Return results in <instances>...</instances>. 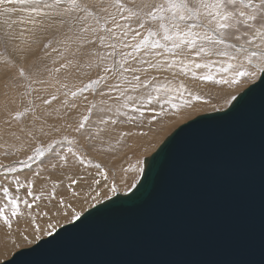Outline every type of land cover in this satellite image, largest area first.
I'll return each instance as SVG.
<instances>
[{
	"label": "snow or ice",
	"instance_id": "snow-or-ice-1",
	"mask_svg": "<svg viewBox=\"0 0 264 264\" xmlns=\"http://www.w3.org/2000/svg\"><path fill=\"white\" fill-rule=\"evenodd\" d=\"M0 18V45L5 54L9 45L15 53L6 61L16 72L5 88L23 89L20 107L9 109L15 98L0 107V147L12 141L25 153L9 159L15 153L5 150L9 162H0V225L8 232L22 217L40 231L37 220L44 216L51 230L45 235L52 236V219L86 220L92 213L85 216L83 202L116 196L118 175L123 181L136 173L128 190L135 188L144 161L123 167L116 145L131 148L127 138L148 136L154 122L204 99L182 77L221 90L246 89L241 99L264 89V0H0ZM49 31L57 35L44 42L38 34ZM73 75L79 83L70 85ZM228 94L229 103L236 99ZM81 103L86 114L77 120L72 114ZM117 125L129 127L114 136ZM174 139L148 161L138 191L147 189ZM91 152L114 154L116 163L95 162ZM38 161L39 171L32 167Z\"/></svg>",
	"mask_w": 264,
	"mask_h": 264
},
{
	"label": "water",
	"instance_id": "water-1",
	"mask_svg": "<svg viewBox=\"0 0 264 264\" xmlns=\"http://www.w3.org/2000/svg\"><path fill=\"white\" fill-rule=\"evenodd\" d=\"M242 95L177 129L146 190L148 166L131 193L1 264H264V89Z\"/></svg>",
	"mask_w": 264,
	"mask_h": 264
},
{
	"label": "bare ground",
	"instance_id": "bare-ground-1",
	"mask_svg": "<svg viewBox=\"0 0 264 264\" xmlns=\"http://www.w3.org/2000/svg\"><path fill=\"white\" fill-rule=\"evenodd\" d=\"M18 16H19V14H13L12 19H17ZM0 19H2V18H0ZM15 27H17V30H19V28L22 26L17 25ZM2 31H3V27H2V25H0L1 34H2ZM6 54H8L7 55L8 57L4 58V60H3L4 56H2V54H0V78H2L3 75H5V76H7L8 74L15 75V72H16L14 67L12 70L10 69V71H8V69L6 70L4 68V65H3V61H4V64L7 68V64L5 63V61L6 60H12L15 58V53L12 51L11 45L8 46V52ZM17 62H19V61L17 60ZM28 64H29V62L26 61L25 62L26 68L28 67ZM90 75L94 78L96 75V71L93 70L90 73ZM64 76H65V73L62 72L60 74V79L63 80ZM87 78H88L87 76L84 77L85 80H87ZM5 81H6V79H5ZM185 81H187V82H185V84L188 83V80H185ZM67 82L70 85L73 83H79V77L77 75L69 76ZM192 83H193V80H192ZM188 84H186V85L188 86ZM202 86H204V85H202ZM208 87H206L208 89H206L204 92H199L200 90L198 91V93L204 97V99L202 100L203 107H198V108L195 107L196 109L193 107L194 108V110L192 109L193 111H186V112L181 109L183 112H179V114L174 116V117H165L163 121L158 120V121L154 122L151 125V131H148V128L142 129V131H148V136L143 137V136L137 135V136L126 139V144L130 145L131 148L124 147L122 145H116L117 153H115V155L120 156L119 163L122 164L123 167L127 168L129 162L132 164H136L137 159H140V160L144 161L142 166H143L144 170H146L147 166H148V161L152 157V155L154 153H156V151L163 145V143L173 133H175L177 131V129H179L182 125L188 123L189 121H192L201 115H205L206 113L210 114L212 112L215 113L216 111L221 112L220 110L225 109L224 103L230 97V95L228 93L236 94L238 92V91L232 90V89L231 90H228V89L220 90V89L210 88V86H208ZM197 88H198V85H197L196 89ZM12 91H14V90L12 89ZM52 91H54V88L48 89V92H52ZM4 93H5V89L3 88L2 84L0 83V107H2V105L4 103H7L8 100H10L12 98H15L16 100L19 98L18 96L16 97V95L11 94V93H8V97L6 98ZM186 94L187 93H185V95ZM45 95H46V93H45ZM90 99H91V97H90ZM97 99H99V98H97ZM57 103L58 102H56V101L53 102L54 105H56ZM203 103L206 106H204ZM200 104H201V102H200ZM214 104H217L223 108L222 109H216L215 108L216 110H212V109H214ZM19 105L21 106V100H19L18 103L16 102L15 104L9 103L8 107H9V109L15 110L19 107ZM84 114H86V105L81 103L80 107L75 112H73L72 115H73L74 119L78 120ZM2 117H3V112L0 111V118H2ZM92 119H95V116H93ZM173 121H174V123L172 124L171 122H173ZM128 127L129 126L117 125L116 126V132L112 133V135L115 136L119 131H127ZM133 131H140V130L133 129ZM0 143H3V141H0ZM112 143L115 144V140H113ZM19 147H20L19 143H13L12 141H9V143L7 145H4V147H0V158L4 159V162H2V163L7 164L9 162V159H11V158L5 159L2 155L3 151L7 150L9 152H14V149L17 150ZM124 153H127V159L124 158V155H123ZM22 154H24L23 156L25 157V153L22 152ZM113 155L114 154H109V153L91 152L90 158L94 159L95 162H103L105 165L110 166L111 164L116 163V161L113 160ZM24 157H23V159H24ZM38 164H39V161L34 163V165L32 166L33 169L39 171ZM57 173H59V172H57ZM144 173H145V171H144ZM43 175L47 176L48 173L45 172V173H43ZM56 175H59V174H56ZM134 177H136V173L129 172L125 176L124 180L121 181L119 178V175H118L117 176V184H118L119 191L117 192L116 196L111 197V200L116 198L120 194L121 195H127V194L131 193L139 185V183L141 182V179L143 178V176H140L138 178L139 182L136 184V187L132 188L129 191L128 188L134 182L133 181ZM54 178L55 177L49 178V181H48L49 187H51V183H52V180ZM21 179H23V176H21ZM56 182L59 183L58 180ZM62 187H63V185H61V188ZM34 189L36 191H38L39 186L38 185L34 186ZM0 195H2V193H0ZM108 201H110V200H102L101 203L96 204L95 201L89 200L87 202H83L82 207L84 209V212L86 213L90 209H92V207H91L92 204H95V207H96V206L102 205ZM21 207L23 208V205ZM80 207L81 206L78 205L77 210H80ZM68 220H69L68 218H65L63 216H58V217L52 219L51 222L55 225L56 231H57L59 228L65 226V225L71 224L70 220L69 221ZM48 221H49V217H44V216H41L37 220V223L39 224V227L41 229L40 231H36L35 226H29L28 222L23 217L20 219V222L18 224L14 221L13 229L11 232H8L2 225H0V256H2L3 254L9 253L12 250V247L18 246L17 249L10 254V256H8L4 259H1L2 257H0V259H1L0 264L11 259L13 257V255L16 252H18L19 250L26 248L24 246L22 248L23 243H28V245H29V243H31V245L33 246L37 242H39L41 239L47 238L48 235L45 236V232L51 231L50 229L47 228ZM42 235H44V236H42ZM37 237H39V238H37ZM29 247H31V246H29Z\"/></svg>",
	"mask_w": 264,
	"mask_h": 264
},
{
	"label": "rangeland",
	"instance_id": "rangeland-1",
	"mask_svg": "<svg viewBox=\"0 0 264 264\" xmlns=\"http://www.w3.org/2000/svg\"><path fill=\"white\" fill-rule=\"evenodd\" d=\"M0 34H1V32H0ZM38 35H43L44 36V38H45V41L44 42H46V40L48 39V38H51L52 36H55V35H57V33H55L54 31H49V32H47V33H44V34H38ZM42 46V45H41ZM0 54H2V56H4L3 57V60H4V58H7L8 56V54H5L4 53V49H3V47H2V45L0 46ZM54 55L53 56H55L56 54L55 53H53ZM6 61H9V60H6ZM6 61H5V63H6ZM7 64V63H6ZM3 65H4V68L7 70L8 69V71H10V69L12 70L13 69V67H11L10 65H8L7 64V68H6V66H5V64H4V61H3ZM11 73V72H10ZM10 76V77H9ZM14 75H10V74H8L7 76H5V75H3V77L2 78H0V83L2 84V86H3V88L5 89V91H7L8 93H11V94H14V95H16V97L18 96L19 98L16 100L17 101V103H18V101L19 100H22V97L19 95V93L20 92H22L23 91V89H15L14 91H12V89H6L5 88V85H6V83H9V82H11V78L13 77ZM5 79H6V81H5ZM182 79H185V80H188V83H186V84H188V86L190 87V89H194L193 91L194 92H198L199 90V92H204L206 89H208L209 87V85L207 86V85H204V86H202L201 84H200V82H197V81H193V83H192V80H190V78H182ZM185 82H187V81H185ZM197 82V83H196ZM192 84V85H191ZM196 84V85H195ZM197 87V85H198V88L196 89V87ZM206 87H208V88H206ZM52 87H49L48 89H51ZM203 88V89H202ZM211 88V87H210ZM214 89H219V88H214ZM221 90V89H220ZM232 90H236V89H232ZM245 90V89H244ZM244 90H240V91H238L235 95H236V98L244 91ZM237 91V90H236ZM212 93V92H211ZM187 95V94H186ZM230 100V97L227 99V101L224 103V106H225V109L224 110H226L227 108H229V106L230 105H232V103L234 102V100H231V102L229 103L228 101ZM236 100V99H235ZM54 102V101H53ZM200 102H201V104H200ZM195 104L193 105V107L195 108H198V107H203V105H202V101H199V102H194ZM204 104V103H203ZM197 105V106H196ZM216 105V106H215ZM204 106H206L205 104H204ZM19 107H20V105H19ZM184 108V109H182V110H184L185 112L186 111H193L194 110V108ZM195 108V109H196ZM222 109L223 107H220L219 105H217V104H214V109H212V110H216V109ZM187 109V110H186ZM189 109V110H188ZM191 109V110H190ZM193 109V110H192ZM182 110H180V112H183ZM211 110V111H212ZM224 110H220V111H224ZM216 112H218V111H216ZM212 113H214V112H212ZM206 114H208V113H206ZM172 124L174 123V121L173 122H171ZM170 125V124H169ZM171 131V130H170ZM169 131V132H170ZM160 137V136H159ZM14 153H15V156H12V157H10L11 159H23V155L24 154H22V152H18L16 149H14ZM17 155V156H16ZM20 155V156H19ZM22 156V157H21ZM25 158V157H24ZM0 162H4V159H2V158H0ZM34 165V164H33ZM32 165V166H33ZM24 172H26V171H28L27 169H24L23 170ZM56 174H59V173H56ZM69 221V220H68ZM72 223V222H71ZM42 236H44V235H42ZM46 236V235H45ZM26 245V246H25ZM23 246L24 247H29V246H32L31 245V243H29V245H28V243H23V245H22V248H23ZM18 247V246H17ZM17 247L16 246H14V247H12V250L9 252V253H6V254H3L2 256H0V257H2L1 259H4V258H6V257H8V256H10V254L13 252V251H15L16 249H17ZM0 259V260H1Z\"/></svg>",
	"mask_w": 264,
	"mask_h": 264
}]
</instances>
